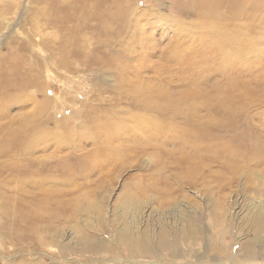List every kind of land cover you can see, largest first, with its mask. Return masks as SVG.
<instances>
[{"label": "rangeland", "instance_id": "1", "mask_svg": "<svg viewBox=\"0 0 264 264\" xmlns=\"http://www.w3.org/2000/svg\"><path fill=\"white\" fill-rule=\"evenodd\" d=\"M66 1L0 0V68L19 63L21 45V71L42 60L36 85L10 100L7 113L0 108V140L7 128L18 143L0 149V209L8 203L18 212L48 195L80 213L42 244L31 234L20 242L0 235V264H264V220L261 241L250 245L257 216L264 219V4L124 0L130 24L112 27L108 45L87 37L90 57L60 66L48 48L61 32L46 21L82 16L61 11ZM70 19L62 28L87 36L84 19ZM227 106L238 108V120L214 124ZM33 138V151L20 148ZM14 153L26 159L14 161ZM61 166L67 175L45 181ZM126 192L139 198L123 206ZM188 224L196 236L183 233L178 254L157 244L162 229L181 233ZM125 227L150 234L154 255L117 249L116 231ZM82 233L92 251L80 246Z\"/></svg>", "mask_w": 264, "mask_h": 264}, {"label": "bare ground", "instance_id": "2", "mask_svg": "<svg viewBox=\"0 0 264 264\" xmlns=\"http://www.w3.org/2000/svg\"><path fill=\"white\" fill-rule=\"evenodd\" d=\"M195 1L196 0H192L191 2L193 3ZM233 1H235L236 3H239V6H242V7L247 6V4L245 3L246 0H240V1L239 0H233ZM203 2L204 1L200 2V5ZM205 3H206V1H205ZM210 3L212 4V2H210ZM254 4L257 7H261L259 5H263L264 0H258ZM62 5H64V7H62L64 9H61V11H65L66 13L70 12V11L71 12L72 11L73 12L81 11L82 16L79 18H72V19L65 17V19L63 21H62L63 18H61V21L65 22V20L70 19V22H79L83 18L84 19L83 20L84 21V28H85V30H87L88 34H87V36L86 35L82 36L81 35V29H79L76 26L71 27L69 30L68 29L65 30L62 28L63 26H61L62 22L57 24L59 21L57 22V19H55V18L54 19L50 18L49 20L46 21V22H48L47 25H55L56 28L58 27L57 29L60 30V32H61V35L57 39L54 40L55 43L53 45L50 44V46L48 48L50 57L54 58L57 61L56 63L60 66H68V65L70 66L72 58L84 59V58L90 57L89 54L87 53V49H88V43H86L87 37H89L88 38L89 40L95 39V38H97L99 41L103 40L104 45H108L107 41H108V37L110 35V29L112 27H115L117 29L120 27H126L128 24H130V21H132V19H133L132 14L134 13L133 9L131 7H129L128 5H126L124 0H76V1L67 0ZM208 5L210 6V4H208ZM208 9H211V8H208ZM67 10H69V11H67ZM85 24H86V27H85ZM76 35H77V37L75 38ZM234 38L235 37L233 36L230 39V41L235 46L238 43H239V45H240V43H242L240 41L237 42L236 38H235L236 41H234ZM73 39H75L76 41H73ZM227 39L229 40L228 37H227ZM56 40H58V42H56ZM244 44L246 45V43H244ZM27 49H28L27 46L21 45L20 50H21L22 54L18 58H20V59L22 58V59L19 61V63L17 65H10V67H5L3 65L0 68V76L2 78V79H0V85L2 86L1 88L4 87L3 90L6 89L5 92H3V94L0 95V108L5 110L4 107L7 106L6 107V113L8 110L9 101L13 100V98H15V97H20L21 96L20 94H21V92L24 91L25 87L33 86L36 82V80H35L36 75H38L36 71L38 69V66L41 65L40 62L42 60L41 61L38 60V62L34 66H31V67H34V69L29 70L30 72L25 73L24 71L20 70V67L23 65V64H20V62L24 63L27 60V59H25V56H24V55H26L25 53H26ZM98 56L100 58H102L101 60L107 61L106 58L108 56L105 53H103L102 55L100 54ZM42 65H43V63H42ZM100 72L102 73L103 71H100ZM133 85L136 87L145 86V84H133ZM147 86L151 87L148 84H147ZM234 101L235 100L233 99L231 102H227V101L226 102L229 105L231 103L234 104L235 103ZM220 103L221 102L219 101V104ZM46 104H47V102H46ZM237 109H238L237 107L235 109H231V108L229 109L228 106L226 108H224V107L218 108L216 111L217 113L214 115V118L212 119L213 123L219 124V125L220 124H226L225 126H228L227 125L228 122L233 123L235 121V119L237 118V114H238L236 111ZM3 115L4 114H1V116H3ZM97 118H98V120H100V117H97ZM237 120H238V118H237ZM97 122H99V121H97ZM11 129H13L12 132L15 133L17 128L15 129L14 127H12ZM3 131L5 132V134L3 135L4 136L3 142H2V140H0V149L4 148V147H5V149L9 148V147H11L13 149V146L18 144V143L15 144L14 139L11 138L12 136H15V135L10 134V132L7 131V128L5 130L3 129ZM224 132H226V131H224ZM30 142L35 143V139L33 138L31 141H26V139H23L21 142H19V144H21L20 148L23 147L28 152L33 151L34 144H30ZM18 154L19 153H14L13 154L14 156L10 155L11 159H13L14 161H17V162H19V160L22 159V157H24L23 159H26L25 156H20ZM229 154L230 155H227V156L230 159H232L234 157V155H237V153L234 151L229 152ZM234 158H236V157H234ZM259 160H261V159H259ZM32 166H34V165H32ZM66 170L67 169H65V166H61L56 171L58 173V175H56V176H54L52 174L50 176L47 175V176H45V179H46L45 181L52 180V178H55V177L59 178L58 176L61 177V176L67 175ZM37 173H41V171L37 172ZM39 182H40V180H39ZM24 183L25 184H31V183L27 182V180H25ZM29 186H31V185H29ZM123 196H126V198L124 197L125 199L121 198L122 199L121 202H125L123 204V206H125L129 202L136 201V199L139 198V196H138V198L136 197V199H135L136 195L133 196L132 192L124 194ZM34 199L35 198L32 197L28 201V203H26L25 206L24 205L20 206L18 212H17V210L14 212H11L9 209L8 203L7 204L6 203L1 204L3 209L2 210L0 209V211L4 215V222H5L0 226V235L1 236H5L8 239H12L15 241H19V240L28 241L27 239L31 234V236L33 235V237L35 238L34 241L36 240L37 243L45 242V241H43L44 240L43 237L49 235V236H53L54 238H56V236L61 234L62 233L61 231H63L64 228L67 227V222L69 220L68 214L71 215L72 219L79 216L78 214L80 213V210L78 209V207H74V205L71 204V202H69V201L67 204V202H66L67 200H65V201L64 200H57V198L55 196H48V195L43 196L39 200H34ZM32 201H35L36 208L33 207L34 203H32L31 205H28ZM257 220H258V224L255 226L256 234H255L254 239L251 240L250 245H254V243H259L261 241L258 234H259V230H261V226H262L261 223H263L262 220H264V219H262V214L257 216ZM55 223H57V225H55ZM58 227H62V230L58 229ZM165 229H162L160 231L159 240H156L157 244L163 250L170 249L172 252H176V254H178L177 245L180 243V241L182 239L185 238L184 236H182L183 233L188 234V236H189L188 238H192V237L196 236V228L195 227L192 228L191 224H188L187 226H185L184 230H182L181 233L175 227H172V229H170V230L167 228H165ZM262 230H263V227H262ZM133 232H135V231H132L128 227H125L121 230L117 229L116 234H115L116 238L114 239L115 244L117 246V249H120V247H122V245H124L125 250H127L129 255L132 257L133 256L134 257L153 256L154 251H155V240L152 237H150V234H148L146 232H139V233H133ZM80 237H81V241H80L81 245L80 246H82L85 249H90L91 251H92V249L96 248V247H93V244L90 241H86V243L84 242L85 233H82V236H80ZM46 242H47V240H46ZM101 246L106 247V245L104 243H102ZM99 248H101V247L99 246ZM81 251H82V249H81ZM255 253H256V251L249 249V244L245 245L244 255L247 259L254 258ZM231 259L232 260L235 259V261H236L238 259V257L237 258L233 257ZM239 262H241V261L239 260ZM41 263L37 262L34 264H41ZM232 264H234V263H232Z\"/></svg>", "mask_w": 264, "mask_h": 264}]
</instances>
